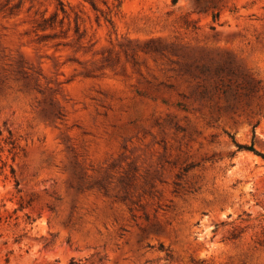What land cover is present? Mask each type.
Here are the masks:
<instances>
[{"label":"rangeland","instance_id":"374dc122","mask_svg":"<svg viewBox=\"0 0 264 264\" xmlns=\"http://www.w3.org/2000/svg\"><path fill=\"white\" fill-rule=\"evenodd\" d=\"M0 264H264V0H0Z\"/></svg>","mask_w":264,"mask_h":264}]
</instances>
